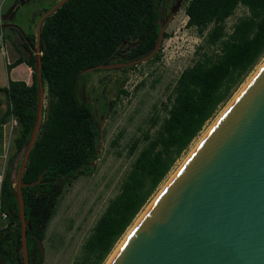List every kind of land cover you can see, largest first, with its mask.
<instances>
[{
  "label": "trees",
  "instance_id": "16d2710c",
  "mask_svg": "<svg viewBox=\"0 0 264 264\" xmlns=\"http://www.w3.org/2000/svg\"><path fill=\"white\" fill-rule=\"evenodd\" d=\"M162 2L66 0L40 23V77L46 105L21 181L31 182L40 173L41 178L33 186L20 187L28 264L42 263L35 237L44 238L46 223L64 185H69L96 158L98 124L90 104L79 102L75 96L79 72L109 63L114 56H119L117 61H129L149 52L157 36L158 6ZM238 6L245 13L226 30L225 20ZM183 12L185 26L193 28L202 45L210 50L197 51L192 64L178 74L167 97L165 115L152 123L156 125L152 133L144 135L145 143L118 192L108 200L84 240L79 264L104 262L175 160L264 55V0H186ZM166 36L163 32V39ZM20 38L21 46L28 49L34 44L35 34ZM123 43L128 47L120 53L118 47ZM159 51L145 62L157 59ZM28 53H19L9 66L21 62L29 66L30 82L9 80L0 87L6 103L0 114V146L3 124L10 115L17 121L14 154L6 156L0 180V213L6 216L5 224L0 226V264H22L20 222L13 192L37 101L34 55L30 50ZM125 94L119 89L116 98ZM114 102L104 105L101 116ZM135 145L133 141L128 153ZM18 152L20 160L13 163Z\"/></svg>",
  "mask_w": 264,
  "mask_h": 264
},
{
  "label": "water",
  "instance_id": "95a60500",
  "mask_svg": "<svg viewBox=\"0 0 264 264\" xmlns=\"http://www.w3.org/2000/svg\"><path fill=\"white\" fill-rule=\"evenodd\" d=\"M19 1L9 7L3 18ZM65 1H56L36 23L35 119L16 171L13 192L20 222L22 264H28L29 259L20 187L33 186L41 178L40 173L31 182L21 181L42 118L44 91L38 32L42 20ZM174 10L172 7L164 21L157 20L158 32L149 52L129 61L96 64L79 74L129 67L152 58ZM107 112L108 109L98 123V137ZM35 240L42 253L41 239ZM108 264H264V62L150 202Z\"/></svg>",
  "mask_w": 264,
  "mask_h": 264
},
{
  "label": "rangeland",
  "instance_id": "374dc122",
  "mask_svg": "<svg viewBox=\"0 0 264 264\" xmlns=\"http://www.w3.org/2000/svg\"><path fill=\"white\" fill-rule=\"evenodd\" d=\"M15 1L0 0V25L5 23V26L0 28L2 34L0 41V85L2 86H6L9 80L24 78L25 74L23 68H10L8 49L13 44L23 55L20 37L26 34H35L36 23L42 11L46 8L49 9L58 0H21L3 18L2 15ZM163 1L158 6L160 21L165 20L172 7L176 10L165 26L164 32L167 36L161 42L157 59L124 67L125 69H94L78 76L75 96L79 102L90 104L97 124L101 120L104 105L111 104L113 100L115 102L111 108H107L108 112L101 122L95 160L86 166L82 173L69 185H64L54 213L46 223L44 238L41 240V264H79L84 240L91 232L96 219L108 200L118 192L119 185L130 168L131 162L145 143L144 135L152 133L156 126H153L152 123L165 115L167 97L178 74L183 68L192 64L197 57V51L210 50L202 45L201 38L193 28L185 26L186 16L183 7L186 0ZM244 13L243 7H236L232 15L225 20L226 30H229L237 17ZM199 46L202 49H199ZM127 47V43L121 44L118 47L119 52L123 53ZM118 57L114 56L111 62L117 61ZM263 62L264 55L234 90L232 96L223 106L219 107L187 149L175 160L170 171L137 213L126 232L115 243L112 252L102 264H108L112 259L150 202ZM27 80L30 82V77H27ZM119 89L125 90L126 94L117 99L116 93ZM0 105V112L2 113L6 105L2 92H0ZM45 105L44 91L43 107ZM16 127L7 146L4 145L2 136L0 173L3 169V155L14 154L12 141L16 135ZM4 130L2 128V134ZM133 141H136V145L133 151L128 153ZM17 154L14 156V160L17 156L16 162L20 160V152ZM5 222L4 219H0V226L4 225Z\"/></svg>",
  "mask_w": 264,
  "mask_h": 264
},
{
  "label": "built area",
  "instance_id": "2783aa9c",
  "mask_svg": "<svg viewBox=\"0 0 264 264\" xmlns=\"http://www.w3.org/2000/svg\"><path fill=\"white\" fill-rule=\"evenodd\" d=\"M2 40V34L0 33V41ZM17 126V121L16 119L10 115L9 118H8V121L6 123L3 124V129L4 130V133H3V142H4V145L7 146L8 142H9V139L13 133V130L14 128ZM5 159H6V154L3 155V163H2V168L4 169V165H5ZM4 164V165H3ZM3 169L1 170V173H0V180H1V177H2V174H3ZM5 214L4 213H0V219H5Z\"/></svg>",
  "mask_w": 264,
  "mask_h": 264
},
{
  "label": "crops",
  "instance_id": "0c3cea01",
  "mask_svg": "<svg viewBox=\"0 0 264 264\" xmlns=\"http://www.w3.org/2000/svg\"><path fill=\"white\" fill-rule=\"evenodd\" d=\"M19 53H20V51L17 48H15L13 45L10 46V48L7 51V54H8V64L11 63L19 55ZM16 68L17 69L23 68L22 70L25 71V74H24V78L14 79V80H23L25 83H29V81L27 80V77H30V73H31L29 66H27L26 64H24L23 62H21V63L15 65V66L11 67V69H16ZM0 87H5V86L0 85ZM0 107H1V105H0ZM0 111H1V108H0ZM0 114H1V112H0ZM16 155H18V154H16ZM14 156H13V163L16 162V157H17L16 156L15 157V160H14Z\"/></svg>",
  "mask_w": 264,
  "mask_h": 264
},
{
  "label": "flooded vegetation",
  "instance_id": "af4514ba",
  "mask_svg": "<svg viewBox=\"0 0 264 264\" xmlns=\"http://www.w3.org/2000/svg\"><path fill=\"white\" fill-rule=\"evenodd\" d=\"M18 3V2H17ZM3 16V15H2ZM5 24V23H4ZM10 26V25H8ZM34 42H35V38H34ZM33 47H34V44L32 46H29V48H24L22 47L21 49V52H23V56H29V53H28V50L31 51V53L34 55V52H33ZM39 249V248H38ZM40 251V250H39ZM31 254V253H30ZM40 254L42 255V253L40 252Z\"/></svg>",
  "mask_w": 264,
  "mask_h": 264
},
{
  "label": "bare ground",
  "instance_id": "6f19581e",
  "mask_svg": "<svg viewBox=\"0 0 264 264\" xmlns=\"http://www.w3.org/2000/svg\"><path fill=\"white\" fill-rule=\"evenodd\" d=\"M130 233V232H129ZM129 235V234H128ZM116 253V252H115ZM114 256V255H113ZM109 263V262H108Z\"/></svg>",
  "mask_w": 264,
  "mask_h": 264
}]
</instances>
